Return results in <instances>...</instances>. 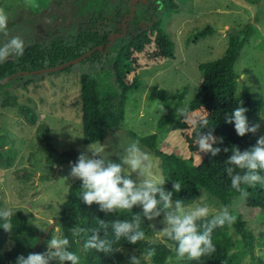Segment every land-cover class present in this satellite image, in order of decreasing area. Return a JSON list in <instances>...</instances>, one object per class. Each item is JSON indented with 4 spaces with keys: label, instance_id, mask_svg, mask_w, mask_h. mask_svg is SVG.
<instances>
[{
    "label": "trees",
    "instance_id": "obj_1",
    "mask_svg": "<svg viewBox=\"0 0 264 264\" xmlns=\"http://www.w3.org/2000/svg\"><path fill=\"white\" fill-rule=\"evenodd\" d=\"M85 5L82 9L86 11V20H81L78 29L69 37L57 33L49 43L34 42L24 47L23 55H14L0 62V78L8 76L20 70H35L46 66H54L80 56L97 45H104L103 50H97L89 57L80 61L85 67L80 74L81 121L83 141L85 144H94L109 137L112 130H121L126 114V102L129 91L141 85L137 69L140 63L137 54L147 51L148 47L154 45V50L148 56L149 61L158 62L162 59L172 57L174 54V42L161 25V14L175 12L179 8L176 0H145L134 4L135 16L127 21V31L123 36L116 37L110 48L107 44L110 35L114 32L124 31V20L131 12L130 0H83ZM256 26L253 22L247 23L243 28L229 34V44L226 53L221 58L201 62L200 69L203 70V79L199 85L195 97L187 106V114L192 111L203 109L209 126L214 128V135L222 137L223 143L214 144L220 147L221 152L212 156L210 153H200L196 145V129L190 127L184 120L174 124V128H190L191 133L184 137L189 148L198 152L200 163L196 164L194 159L184 158L172 151L163 150L158 146V134L151 133L139 135L135 131H129L130 136L136 138L146 145L161 160L162 173L165 179V187L172 190L173 181L180 182V192L174 193L173 199H181L184 204L193 203L202 190H206L217 198L224 206H227L236 217L232 224L214 229L212 233L213 243L216 251L210 256H203L201 264H241L242 253L249 254L256 264H264V260L258 257L255 244L256 241L264 242V233L256 236L254 231L247 225L245 217L234 209V199L241 196L239 192L231 187L230 177L226 168L230 167L226 160L231 155V148L239 146L241 150L250 148L256 144L258 139L255 134L248 133L238 136L234 124L226 123L225 116L242 102V106L248 109L246 113L250 123H259L262 112H264V100L252 95L251 87L243 84L241 93L237 92L238 80L240 78L235 69V64L240 57L244 45L254 32ZM213 28L207 26L201 35L211 32ZM72 66L53 71H68ZM45 73L34 75H19L11 80L0 84V98L4 107L17 108L25 120L34 125L39 120V113L35 105H30L20 100L17 90L8 88L15 82H19L24 88L32 83L35 78L44 76ZM133 74V75H132ZM132 75V78H131ZM108 77L109 82L103 80ZM40 79V78H39ZM19 80V81H17ZM158 94L159 98L166 100L167 92L160 88L151 91V97ZM166 113H161L158 119L160 128L166 127L174 116V109L166 104ZM41 138L50 151V160L58 165L64 162L70 164L75 162L80 154L75 149L66 150L55 156L56 149L50 141L49 126L46 123L39 124ZM204 128L201 131L207 132ZM0 164L4 161L10 162L4 150V140L0 136ZM228 148L229 151H223ZM30 174V173H29ZM264 175V172L261 173ZM81 181L75 179L68 189L67 198L61 205L60 216L57 225L60 227L62 236H67L73 251L81 255V264H130L129 257L135 253L140 258V264H167L172 253L168 243L176 248V242L168 240L148 243L155 233L151 222L142 217V228L146 232V240L136 245L130 244L121 238L113 244V252L105 254L82 249L79 237H73L71 229L75 226L86 228L98 227L99 219L105 220L111 225L115 220L128 219L136 213L142 214L140 207H134L132 212L117 211L116 213H105L99 210V206L93 203L91 206L83 203L79 198L81 192ZM248 196L245 198L247 206L256 208L264 216V185L257 184L248 188ZM3 200L0 194V210L3 208ZM13 231L6 232L0 226V264H15L16 257L20 254L27 256L30 252H43L47 249V242L52 237V232L47 238L41 239L43 233L32 224L25 211L18 209L13 211ZM240 236L237 243L233 237V231ZM109 239L114 240L111 227L108 229ZM103 235V232L101 233ZM11 242L10 247L7 245ZM155 247L156 255L146 259L147 250ZM55 264V262H54ZM70 264V262H66Z\"/></svg>",
    "mask_w": 264,
    "mask_h": 264
},
{
    "label": "rangeland",
    "instance_id": "obj_2",
    "mask_svg": "<svg viewBox=\"0 0 264 264\" xmlns=\"http://www.w3.org/2000/svg\"><path fill=\"white\" fill-rule=\"evenodd\" d=\"M176 1L179 8L175 12L161 14V25L175 45L173 56L158 62L149 61L148 56L154 50V45L148 47L146 52L137 54L140 63L137 73L141 85L128 93L123 128L112 130L105 140L94 144H85L83 141L79 100V79L85 67L82 63L73 64L68 71L45 73L44 76L35 78L26 88L20 86L19 82L8 87L18 91L22 102L37 107L39 120L34 125L29 124L17 108L4 107L0 98V136L4 140L6 155L11 157L10 162L0 164L3 209H21L43 233L50 226L48 235L52 232V236H62L57 225L60 208L75 179L69 175V163L58 165L49 159L50 151L42 140L38 127L42 122L49 126L50 141L56 149L55 156L71 149L81 153L87 151L88 146L102 147L105 155L110 153L109 158L119 162L118 155L122 154L119 152L122 149L119 148L139 141L130 136L129 131L132 130L141 136L157 133L160 148L184 158H192L199 164L198 152L189 148L184 137L191 133V129L174 128L176 122L184 120L182 116L176 115V109L180 106L187 108L195 97L204 75L199 64L224 56L229 44V34L249 22H253L256 28L235 64L240 76L237 92L241 93L243 84H247L255 98L264 100V0ZM84 5L83 0H0V10L9 18L6 31L0 32V47L13 37H20L24 47L34 42L49 43L57 33L69 37L78 29L80 21L87 18L86 11L82 9ZM207 26H211L213 30L201 35L200 31ZM14 55L15 53L7 58ZM103 82H109V78L106 77ZM154 88L164 89L168 98L162 100L158 94L151 97ZM162 104L171 105L174 116L166 127L160 128L158 119L162 113ZM204 115L205 111L199 109L187 114V117L197 119ZM262 117L264 112L260 117L258 138L264 135ZM139 145L150 155L152 171L164 177L160 158L140 141ZM132 175L135 179L136 174ZM201 202L206 203L213 214L223 208L222 203L206 190H202L199 197L185 207L194 208ZM234 209L245 217L247 225L256 236L264 233V216L256 208L247 206L244 197L234 199ZM162 221L163 215L150 221L155 229L151 239L165 241L160 232L165 227ZM233 237L240 243V236L234 231ZM11 242L10 240L8 247ZM168 245L172 253L167 264H201L196 260L180 259L175 246L171 243ZM255 250L258 257L264 260V242L257 240ZM241 253V264H256L249 254L244 251Z\"/></svg>",
    "mask_w": 264,
    "mask_h": 264
},
{
    "label": "clouds",
    "instance_id": "obj_3",
    "mask_svg": "<svg viewBox=\"0 0 264 264\" xmlns=\"http://www.w3.org/2000/svg\"><path fill=\"white\" fill-rule=\"evenodd\" d=\"M8 19L7 14L0 10V32L6 31ZM13 53L18 56L24 53V42L20 37L11 38L0 47V62ZM161 111L163 114L167 111L163 104ZM247 112L248 109L241 102L225 116L226 123L234 124L235 132L241 137L248 133L255 134L261 126L259 123H250ZM176 115L182 116L185 123L196 129V145L200 153L216 156L221 152L220 147L213 145L223 143V138L213 134L214 128L209 126L207 118L189 119L187 109L181 106L176 109ZM204 128L209 130L202 132ZM119 149H122L119 151L122 154L119 155L114 149L118 155L117 162L109 158L110 153L104 154V148L88 146L87 151L81 152L75 162H70L69 175L81 181L79 198L83 203L89 206L95 203L106 214L117 211L132 212L134 207H140L142 214H134L131 220H115L110 226L105 220L99 219L96 228L73 227L72 236L79 237L82 242V249L79 251L86 253L95 250L111 254L113 244L121 238L136 245L146 240L142 217L152 221L163 215L162 223L165 227L160 232L163 237L176 242L175 251L180 259L200 261L201 257L212 255L216 251L212 237L214 229L223 227L226 223L232 224L236 220L229 208L224 206L213 214L209 206L201 202L194 208L186 209L183 200L173 199L174 193L180 192L182 188L180 182L173 181L172 190H166L164 185L167 179L152 171L150 155L143 151L139 141H133ZM223 151L228 152L229 149L224 148ZM226 162L230 165L226 172L230 177L231 187L241 197L246 198L249 194L248 188L257 184L264 185V175L261 174L264 172V135L259 136L256 144L248 149L232 147ZM133 173L136 174L135 179ZM14 214L10 208L0 210V226L6 232L13 231L11 218ZM109 227L114 240L108 237ZM155 242L148 241L150 244ZM71 249L72 243L67 236L54 235L48 240L46 251L30 252L27 256L20 254L16 257L15 264H81V255ZM155 255L156 249L152 247L147 250L146 258ZM129 262L140 264V258L133 253Z\"/></svg>",
    "mask_w": 264,
    "mask_h": 264
},
{
    "label": "water",
    "instance_id": "obj_4",
    "mask_svg": "<svg viewBox=\"0 0 264 264\" xmlns=\"http://www.w3.org/2000/svg\"><path fill=\"white\" fill-rule=\"evenodd\" d=\"M137 1H140V0H130V6H131V12H130V15L129 17H127L125 20H124V31L123 32H114L110 35V40L107 44V49L110 48L111 44L114 42L115 38L116 37H119V36H123L126 31H127V21L132 19L134 16H135V12H136V9L134 7V4L137 2ZM146 2H148V0H145ZM103 50L104 49V45H97L93 48H91L90 50L84 52L83 54H81L80 56H77L75 58H72L68 61H65L61 64H57V65H54V66H46V67H43V68H39V69H35V70H20L18 72H15V73H12L8 76H5V77H2L0 78V84L2 83H5L9 80H11L12 78L16 77V76H19V75H34V74H41V73H49V72H53V71H56V70H60V69H63V68H66L68 66H71L77 62H80L82 60H84L85 58L89 57L91 54H93L95 51L97 50ZM50 231V226L47 228V230L41 234L40 238H44L48 235Z\"/></svg>",
    "mask_w": 264,
    "mask_h": 264
}]
</instances>
